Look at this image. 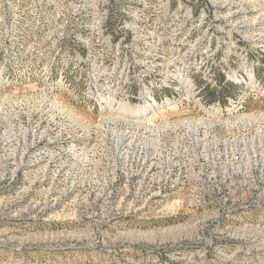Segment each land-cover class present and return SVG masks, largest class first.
<instances>
[{"label":"rangeland","instance_id":"obj_1","mask_svg":"<svg viewBox=\"0 0 264 264\" xmlns=\"http://www.w3.org/2000/svg\"><path fill=\"white\" fill-rule=\"evenodd\" d=\"M125 1L0 0V264H264V149L254 146L264 130L241 119L264 115V0H194L197 25L175 62L201 85L203 74L224 80L222 105L246 102L209 118L206 156L191 162L186 138L190 156L172 176L162 156L140 170L125 125L101 127L104 113L99 134L70 148V116L89 131L98 122L72 95L80 56L89 51L88 77L109 73L99 24L117 21ZM120 106L106 117L135 119ZM164 112L157 122L192 117Z\"/></svg>","mask_w":264,"mask_h":264},{"label":"built area","instance_id":"obj_2","mask_svg":"<svg viewBox=\"0 0 264 264\" xmlns=\"http://www.w3.org/2000/svg\"><path fill=\"white\" fill-rule=\"evenodd\" d=\"M124 3L123 15L113 23V34L105 35L112 23L111 19L102 18L99 24L100 37L108 45V52L103 56L101 64L110 69L109 73L104 76L96 75L95 78L88 77L86 67L89 51L80 56V74L74 79L76 84L72 83V95L87 111L98 114V122L89 131L84 123L70 116L71 126L79 132L70 148H84L92 140L93 134H99V113H104L101 127L108 120L125 125L126 130L121 135L124 139L128 138L126 152L133 162H142L140 170L144 169L145 163H153V160L162 156L167 163L166 173L169 176L176 175L173 173L180 172L184 167L180 162L190 156L184 140L190 139L197 151L191 155V162L206 156L214 144L210 139L214 124L210 123L209 118L237 112L244 107L246 97L234 99L232 103L238 106L235 105L232 109L222 105L220 101L207 104L201 93L205 86L218 87L217 74H203L201 85L196 81L190 63L175 62L173 55L180 56L183 45L191 39V33L197 25V2L126 0ZM140 26L142 31L144 28L149 30V36L137 37L134 27ZM153 34H156L157 40L151 43L148 38ZM198 69L197 73H200ZM248 90L250 95L254 88ZM119 105H130L132 109L142 113L141 118H107L105 114L112 113L111 109L115 110ZM162 110L173 115L186 111L192 117L181 120L174 116L171 121L169 118L167 122H157L156 114ZM200 115L206 119H201ZM241 119L250 126L260 124L264 130L263 114ZM147 132L151 133V137L140 141L139 138ZM262 135L264 134L260 137ZM94 145L99 146L97 143ZM254 146L264 149V136L254 142ZM172 183L175 187L178 180Z\"/></svg>","mask_w":264,"mask_h":264},{"label":"trees","instance_id":"obj_3","mask_svg":"<svg viewBox=\"0 0 264 264\" xmlns=\"http://www.w3.org/2000/svg\"><path fill=\"white\" fill-rule=\"evenodd\" d=\"M195 15L198 17L199 13L196 10ZM112 20V19H111ZM115 21L112 20V23L110 24V27L113 26V23ZM218 87L211 88L210 86H205L203 89L201 96L205 103L207 104H213L217 101H220L221 103L224 102L223 95H225V91L230 89L231 87L227 86V83H225L224 80L219 79ZM223 98V99H222Z\"/></svg>","mask_w":264,"mask_h":264},{"label":"bare ground","instance_id":"obj_4","mask_svg":"<svg viewBox=\"0 0 264 264\" xmlns=\"http://www.w3.org/2000/svg\"><path fill=\"white\" fill-rule=\"evenodd\" d=\"M261 22H263V21L261 20ZM146 110H147V108L145 109V111ZM119 111L123 112L125 115L127 114V115H130V116L134 117V118L142 116L141 115L142 113L137 112L135 109L130 108L128 105H121L119 107Z\"/></svg>","mask_w":264,"mask_h":264}]
</instances>
